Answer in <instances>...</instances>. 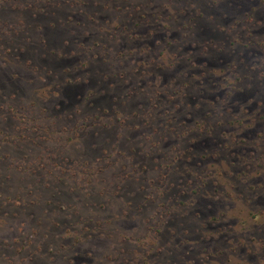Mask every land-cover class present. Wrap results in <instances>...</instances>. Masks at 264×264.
<instances>
[{"label":"rangeland","instance_id":"1","mask_svg":"<svg viewBox=\"0 0 264 264\" xmlns=\"http://www.w3.org/2000/svg\"><path fill=\"white\" fill-rule=\"evenodd\" d=\"M0 264H264V0H0Z\"/></svg>","mask_w":264,"mask_h":264}]
</instances>
